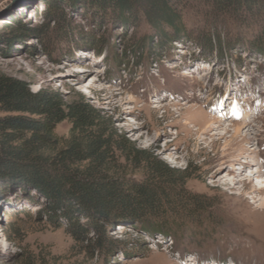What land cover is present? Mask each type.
Masks as SVG:
<instances>
[{
  "label": "rangeland",
  "instance_id": "1",
  "mask_svg": "<svg viewBox=\"0 0 264 264\" xmlns=\"http://www.w3.org/2000/svg\"><path fill=\"white\" fill-rule=\"evenodd\" d=\"M116 3L0 0V77L55 89L65 103L84 94L125 140L113 145L117 177L143 181L149 157L187 170L186 191L210 206L163 227L117 198L107 249L93 229L78 237L68 213L50 209L28 169L3 162L0 264H264L261 22L244 9L211 15L206 3L185 1L184 31L175 32ZM22 114L0 102V119ZM233 124L242 125L237 137ZM70 133L65 119L53 137L64 143Z\"/></svg>",
  "mask_w": 264,
  "mask_h": 264
},
{
  "label": "trees",
  "instance_id": "2",
  "mask_svg": "<svg viewBox=\"0 0 264 264\" xmlns=\"http://www.w3.org/2000/svg\"><path fill=\"white\" fill-rule=\"evenodd\" d=\"M115 1L122 13L133 11L136 16L141 12L152 23L159 27L167 23L175 32L184 31L179 10L182 2L206 3L211 15L244 9L261 22L256 44L264 53V0ZM142 44L137 41L131 53L138 55ZM78 95L80 102L65 103L55 89L32 92L21 82L0 77V102L8 110L23 113L0 119V165L9 162L28 169L37 188L48 196L50 209L68 213L78 237L93 229L99 237L98 245L107 249L113 202L117 198L140 214L155 218L163 227L170 220L199 219L210 205L206 199L186 191L187 170L145 157L147 172L143 181L117 177L116 169L110 166L113 145H126L125 140H117V130L86 103L84 94ZM65 119L71 121V133L60 143L53 132ZM138 153L133 154L135 160L140 157ZM74 207L86 217L83 222L73 215Z\"/></svg>",
  "mask_w": 264,
  "mask_h": 264
},
{
  "label": "bare ground",
  "instance_id": "3",
  "mask_svg": "<svg viewBox=\"0 0 264 264\" xmlns=\"http://www.w3.org/2000/svg\"><path fill=\"white\" fill-rule=\"evenodd\" d=\"M106 72V71H105ZM245 120V119H244ZM199 121V120H198ZM216 122V120L214 119V118H208L207 120H206V122L205 123H208L207 125H206V129H209L210 127H211V125H212V123H214V122ZM220 125V124H219ZM218 125V126H219ZM234 125V124H233ZM244 126V125H243ZM233 127H235L234 128V135L237 137L238 135H240V133L242 132V125L241 124H236V125H234ZM214 142H215V140H214ZM169 143H170V141L167 143V145H169ZM241 161H246L247 163L249 162L248 160H244V159H240ZM232 163H234V162H232ZM239 165H241V164H239ZM232 166L233 167H236V165L235 164H232ZM240 167V166H239ZM242 170H244L245 168H241ZM260 171L258 170L257 172H256V175H258V173H259ZM231 175V174H230ZM230 175H228V176H225L224 177V179L223 180H225L226 181V184L228 183V182H230V180L232 179H230ZM260 175V174H259ZM261 175H262V173H261ZM259 178V177H258ZM260 179V178H259ZM252 182V180L251 179H249L248 180V183H251Z\"/></svg>",
  "mask_w": 264,
  "mask_h": 264
}]
</instances>
